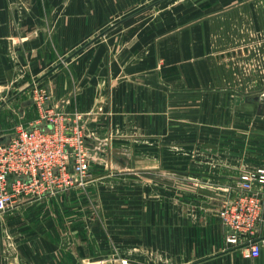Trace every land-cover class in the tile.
I'll return each instance as SVG.
<instances>
[{"label": "crops", "instance_id": "crops-1", "mask_svg": "<svg viewBox=\"0 0 264 264\" xmlns=\"http://www.w3.org/2000/svg\"><path fill=\"white\" fill-rule=\"evenodd\" d=\"M260 2L0 0V143L46 128L41 89L82 116L95 159L81 186L0 214V264H264L219 218L264 167V115L231 88L216 39L233 10L256 28Z\"/></svg>", "mask_w": 264, "mask_h": 264}, {"label": "built area", "instance_id": "built-area-1", "mask_svg": "<svg viewBox=\"0 0 264 264\" xmlns=\"http://www.w3.org/2000/svg\"><path fill=\"white\" fill-rule=\"evenodd\" d=\"M258 20L261 29L253 34L252 50L245 47L244 53L243 49L241 53L227 52L223 71L231 88L264 99V3ZM248 25L246 21L243 26L247 34L252 30ZM243 44L250 47L249 37ZM32 99L46 128L19 127L9 142L0 143V214L20 198L41 200L81 186L95 163L82 116L49 107L45 90L34 89ZM232 192L234 196L219 211L222 225L229 230L226 243L244 249L249 258H257L264 246V237L258 239L259 226L264 223V167L243 175Z\"/></svg>", "mask_w": 264, "mask_h": 264}, {"label": "rangeland", "instance_id": "rangeland-1", "mask_svg": "<svg viewBox=\"0 0 264 264\" xmlns=\"http://www.w3.org/2000/svg\"><path fill=\"white\" fill-rule=\"evenodd\" d=\"M260 1H261L260 3L256 4V7L253 5V7H254V16H255V21L254 22H255L256 28L251 24V22L248 21L249 22L248 26H250V29L254 30V31L250 30L248 32V34H247V30L243 28L244 24L247 21L246 20L247 11L241 10L243 12H240V11L233 10V11H231L229 13V15L234 13V15L231 16V17L234 18V20H230V16H229V19L226 21L227 24H225V26H222L219 29V31L217 32V34H216V39L219 42V46H218V52L220 51L219 53H227V52H230V53H241L240 50H242V49H243L242 53H244V48L245 47H247L248 49L252 50L251 47L254 46V44H255V43H253L254 39H255L253 37V34L256 36L255 32H258V30L261 29L260 21L258 20V14H259L258 4L260 6L261 3H264V0L263 1L260 0ZM253 7H251V8H253ZM251 13H253L252 10H251ZM234 24H236V26ZM245 37H249L250 47L246 46V44H243V46H242L243 39H245ZM233 49H234L235 52H232ZM221 66H222V71H223L222 62H221ZM219 68H220V66H219ZM232 89H234V88H232ZM234 91L238 92L242 96L248 97L249 99H252V100L254 99L253 101L257 103L258 107L259 106L262 107V105L264 104L263 101H262L263 98L260 99V95L251 94V93H249L247 91H244V90H236V89H234ZM255 97H257V98H255ZM252 100H250V101H252ZM260 121H262V123L264 125V119H260ZM262 128H264V127H262ZM250 137L251 136H249V138ZM254 141L256 142L257 139H254V140L251 139V144ZM260 142L262 143V146H263L264 145V135L261 136ZM93 174L97 175L96 172L95 173L91 172V176H93ZM171 188H176V186H171ZM79 189H77L76 191H73V192L74 193H82L83 191H81ZM195 189H196L197 192H201L202 194H206V195H209V196H212V194H210V193H213L212 192L213 188L212 187H208V186H204V187L198 186L197 188L186 187V192H189V190H193L194 191ZM232 189L233 188H231L230 191ZM93 190H97V188L94 187ZM84 192H85V194L87 193V191H84ZM230 194L231 195L229 197L232 198L234 196L233 192H230ZM202 203L203 202H201L200 205L204 206V205H206L208 203V201H204V204H202ZM191 204L193 205L194 203H191ZM191 204H189V206H191ZM172 206H173L172 208H177L176 203H173Z\"/></svg>", "mask_w": 264, "mask_h": 264}, {"label": "water", "instance_id": "water-1", "mask_svg": "<svg viewBox=\"0 0 264 264\" xmlns=\"http://www.w3.org/2000/svg\"><path fill=\"white\" fill-rule=\"evenodd\" d=\"M261 109H262L261 113L264 115V104L262 105Z\"/></svg>", "mask_w": 264, "mask_h": 264}]
</instances>
